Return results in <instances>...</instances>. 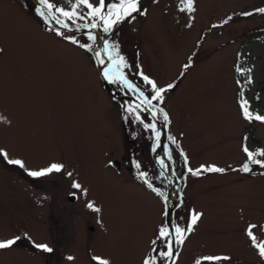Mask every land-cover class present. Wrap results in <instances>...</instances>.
I'll return each instance as SVG.
<instances>
[{
  "label": "rangeland",
  "instance_id": "rangeland-1",
  "mask_svg": "<svg viewBox=\"0 0 264 264\" xmlns=\"http://www.w3.org/2000/svg\"><path fill=\"white\" fill-rule=\"evenodd\" d=\"M52 2L69 8L74 0ZM179 2L139 0L144 14L133 13L116 32L104 31L97 19L94 41L60 28L74 44L36 14L34 0H0V149L25 165L0 157V240L21 236L0 249V264H96L92 257L144 264L149 255L167 264L158 255L172 241L171 234L159 236L161 228L169 231L165 136L177 169V191L170 192L179 204L176 227L187 229L199 214L177 243L174 264H264L255 246L264 243V167L255 165L253 175L234 170L248 159L245 145L264 150V122L246 120L240 104L247 100L250 111L264 115V12L258 11L264 0H194L193 12L180 11ZM92 22L77 20L71 31ZM103 40L108 59L123 56L124 74L149 98L154 92L143 76L167 89L189 65L163 101L154 100L167 121L159 111L153 118L137 109L142 123L125 110L139 103L138 93L115 76L105 79ZM145 123L156 124L159 142ZM53 163L64 167L28 175ZM202 165L225 171H188ZM90 201L99 212L87 207ZM216 256L228 259H203Z\"/></svg>",
  "mask_w": 264,
  "mask_h": 264
},
{
  "label": "snow or ice",
  "instance_id": "snow-or-ice-1",
  "mask_svg": "<svg viewBox=\"0 0 264 264\" xmlns=\"http://www.w3.org/2000/svg\"><path fill=\"white\" fill-rule=\"evenodd\" d=\"M193 4H194V0H180L178 6H179L180 11L193 12L195 10ZM38 5L39 6L35 7L34 10L36 14L39 17L43 18V20L46 23L55 21V23L60 25L61 28L68 29L69 31H71L72 25L76 24L77 20H85L87 18H92L93 19L92 23L84 24L82 26L86 28H96L98 27V24L96 23V20L98 19L99 21H103L104 31L107 32V31H110L114 25L118 24L122 20H125L128 18L135 19V16L133 15V13L144 14L143 10L140 7L139 0H114V2H107V3H106V0H96L95 4H93L91 0H74V2L71 3V6L69 8L57 6L55 3L52 2V0H38ZM81 7H84L87 9V12L83 15L81 14L80 11H78L79 9H81ZM258 11L264 12V8L258 9ZM244 15H250V13H244ZM61 17L63 19H61ZM69 21H71L72 23L70 24ZM76 26L80 27L81 25H76ZM55 32L57 35L63 36L65 39L70 40L74 44L79 43V41H77L74 37L66 36L65 33L60 30V28H56ZM88 35H89L90 40H93V41L95 40V36L92 33H89ZM80 47L86 48L88 50L92 49V45H88V44H80ZM108 47L109 46L106 44L105 45L106 53H107ZM112 47L118 48V45H113ZM109 59L112 61L113 64L116 65V72H113L112 65L110 64L103 73L105 79L110 80V82H114L113 76H115V78L121 81L125 85V87L138 93L137 100L139 101V103L135 104L134 106H129L125 110L127 112H135L136 120L141 121L142 123L143 121L139 115V112H137V109L149 111L153 118L156 117V113L157 111H159L160 113H162L163 119L167 121L168 119L167 113L164 112L163 109H160V108H157V106H154L152 104V101L155 100V101L162 102L164 99L163 93L167 91L168 89H171L172 87H174V85L169 84L167 86V89L158 88L155 81L150 80L147 76H143L144 82L150 85L154 92V94L149 99V97L145 96L144 92L141 91L140 88H138L135 84L127 80L126 76L121 70L122 68H125L128 66L124 60V57L119 56V55H116L114 57L109 53ZM101 63H103V61H101ZM188 66L189 65H185V68H187ZM240 104H241L242 115L244 116L246 120H248L249 122L253 120L264 122V115L253 113L252 111L249 110L247 100L241 99ZM125 118L127 119V117ZM0 119H4V118L0 117ZM144 128L152 129L156 136L157 142H159V137L161 133L156 130L155 123H145ZM169 139H171L173 143H176L175 138L169 137ZM247 139L248 138L245 137V140ZM243 151L246 153L248 160L241 166V169H240L241 171L251 172L252 171V168L250 167L251 164L264 167V150H258L255 152L250 151L249 147L245 145L243 147ZM258 156L261 158H257ZM0 157H3L4 159H6L7 162L10 164L18 165L21 168L25 167L24 162L20 159H8V154L4 152L3 149H0ZM169 159H171L170 152H169ZM185 159L187 158L185 157ZM160 163L164 165L163 160H161ZM164 166L167 167L166 165ZM63 167L64 166L61 164L53 163L49 167L38 170V171H28V175L32 177H42V176H46L53 172H60L63 169ZM136 167L139 168V164H137ZM188 171L191 172L193 175H200L202 171L203 172H224L225 169L216 167L215 165H211L207 167L202 165L200 169H196V170L189 169ZM68 175H71V173H69ZM146 175L147 174L143 172L139 173V176L141 178H145ZM145 182L148 183L147 180H145ZM73 187L79 189L81 188V185L79 183H74ZM148 187L151 188L154 192H156L157 195H162V193H160L158 189L154 188L151 183H148ZM84 194L85 195L87 194V190H84ZM164 198L165 200H167V196H165ZM87 207L90 209H93L96 212L100 211V209L98 207H95L91 201L87 204ZM167 214L168 213L165 212V215ZM198 219H199V214L198 213L194 214L191 219V224L188 226L187 229H181L179 227L174 226L175 232L177 234L176 243H183V240L185 238L184 237L185 231L191 232L192 225H195ZM253 227L255 226H252V225L249 226L247 234L249 235V237L253 240L255 244L256 237L252 233ZM159 236L161 238L169 237L170 232L168 231L166 227L161 228L159 231ZM20 239H21V236H16L12 239L0 240V249H9L12 246H14ZM153 243H155V241H153ZM34 246L38 249H41L47 252L53 251V249L49 248L46 244H36ZM255 246L258 248L259 255L262 258H264V243L255 244ZM172 247H173L172 241L169 240L167 244V251H161L158 253V255L160 257L172 258L173 257ZM68 259L71 260L73 259V257H68ZM92 259L96 261V264H109V261L101 257H92ZM203 259L205 260H221V259L227 260L228 257L216 256V257H204ZM144 264H155V257L146 258L144 261ZM197 264H199V261L197 262Z\"/></svg>",
  "mask_w": 264,
  "mask_h": 264
},
{
  "label": "water",
  "instance_id": "water-1",
  "mask_svg": "<svg viewBox=\"0 0 264 264\" xmlns=\"http://www.w3.org/2000/svg\"><path fill=\"white\" fill-rule=\"evenodd\" d=\"M34 2L36 3L37 6L38 5V0H34ZM50 25L52 26H55V27H59L61 28L60 26H58V24L55 23V21H51L49 22ZM67 32H69L70 34H73V35H78V34H85V33H89V32H96V33H99V28L96 27V28H82L81 30L79 31H75V32H72V31H69L68 29H64V28H61ZM100 48H101V55H102V61H103V66L104 68L106 69L110 64H109V61L106 57V54H105V43L104 41L100 42ZM113 68V67H112ZM113 72H116V68H113ZM118 75V73H117ZM125 75V74H124ZM126 76V75H125ZM127 80L132 82L133 84H135L132 80H130L127 76H126ZM136 85V84H135ZM137 86V85H136ZM146 96V94H145ZM152 104L154 106H157V108H160V109H163V111L165 112V109L163 106H160V105H157V104H154L152 102ZM165 151H166V157L167 159L170 161V172L168 174V177L173 181L174 179H176L177 177V174H176V171H175V168H174V164H173V159H172V156H171V159H169V148H168V145H167V137L165 139ZM171 155V154H170ZM114 166L119 168L120 167V162L118 160H115L113 162ZM171 189V188H170ZM171 192V190H170ZM170 192L168 193L167 195V203L170 205ZM71 200L72 201H75L76 200V196L74 194L71 195ZM174 213H175V208L173 210V213L172 215L170 216V218H168V227L171 229V234H172V244H173V247H172V252H173V257L169 259L168 263L167 264H173L174 262V259H175V255H176V252H177V243H176V237H177V234L175 232V217H174ZM44 251V250H43ZM46 253H49L47 251H44Z\"/></svg>",
  "mask_w": 264,
  "mask_h": 264
},
{
  "label": "trees",
  "instance_id": "trees-1",
  "mask_svg": "<svg viewBox=\"0 0 264 264\" xmlns=\"http://www.w3.org/2000/svg\"><path fill=\"white\" fill-rule=\"evenodd\" d=\"M122 21H123V20H122ZM122 21H121V22H122ZM121 22H119V23H121ZM119 23H118V24H119ZM118 24H116V25L114 26V30H113V32H116V31H117L118 26H119ZM188 67H189V66H188ZM188 67H187V68H188ZM187 68H185V69L183 70V73H182V74H181V75H180V76H179V77H178V78L172 83L174 86H175L176 83H178V82L180 81L181 77L184 76V73L187 71ZM173 88H174V87H173ZM242 89H243V88H242ZM124 113H125V110H124ZM123 120H124V122H127L125 116H123ZM247 160H248V159H247ZM247 160H246V161H247ZM246 161H245V162H246ZM245 162H244V163H245ZM244 163H243V164H244ZM243 164H241L240 166L234 168V170L239 171L240 173H242V174H244V175H253V174L255 173V164H251V165H250V167L252 168V171H251V172H243V171H241L240 169H241V166H242ZM176 170H177V169H176ZM150 257H152V256L149 255L148 258H150Z\"/></svg>",
  "mask_w": 264,
  "mask_h": 264
},
{
  "label": "bare ground",
  "instance_id": "bare-ground-1",
  "mask_svg": "<svg viewBox=\"0 0 264 264\" xmlns=\"http://www.w3.org/2000/svg\"><path fill=\"white\" fill-rule=\"evenodd\" d=\"M167 167H164V171L166 172V173H168L169 171H170V163H168L167 165H166ZM177 180L176 179H174L173 181H172V187H173V189L174 190H176L177 189ZM177 191V190H176ZM175 198H177V197H175ZM176 206V202H172L170 205H169V207H168V217L170 218V216H171V213H172V211H173V209H174V207Z\"/></svg>",
  "mask_w": 264,
  "mask_h": 264
}]
</instances>
